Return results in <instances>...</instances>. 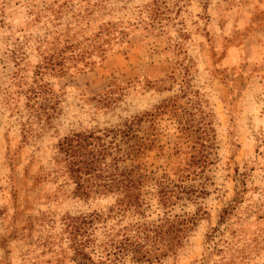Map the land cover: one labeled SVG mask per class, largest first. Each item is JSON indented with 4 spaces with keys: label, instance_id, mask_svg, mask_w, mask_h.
<instances>
[{
    "label": "rangeland",
    "instance_id": "obj_1",
    "mask_svg": "<svg viewBox=\"0 0 264 264\" xmlns=\"http://www.w3.org/2000/svg\"><path fill=\"white\" fill-rule=\"evenodd\" d=\"M51 1L0 0V98L28 9ZM107 1L124 35L91 70L44 77L58 102L49 124L29 119L22 134L24 112L0 104V264H264V0ZM112 84L114 103L93 100ZM125 122L118 167L138 179L145 218L190 227L175 254L148 262L107 261L105 231L136 217L102 220L114 197L75 191L56 150Z\"/></svg>",
    "mask_w": 264,
    "mask_h": 264
},
{
    "label": "trees",
    "instance_id": "obj_2",
    "mask_svg": "<svg viewBox=\"0 0 264 264\" xmlns=\"http://www.w3.org/2000/svg\"><path fill=\"white\" fill-rule=\"evenodd\" d=\"M111 9L107 0H53L40 9H28L29 20L25 22L21 41L15 39L8 51L7 59L14 70L0 98V104L11 113L19 116L24 112L26 120L21 124L22 134L30 131L29 119L47 125L58 115V102L45 76L62 77L69 72L91 70L95 59L102 60L124 35L121 18L112 17ZM38 24L40 33L32 36L27 32ZM29 57L35 62L26 78L20 73L27 70L24 63ZM122 91L121 86L112 84L93 100L108 107L116 101L114 95ZM19 100L21 105L18 106ZM129 129L125 122L115 129L71 133L58 141L56 150L73 180L75 191L83 196L114 197L102 220L120 221L125 214L136 217L126 225L110 226L105 231L101 253L107 261L129 256L132 263L148 262L150 255L156 259L175 254L185 243L190 227L189 222L167 213L154 220L145 218L138 179L131 170L118 167L128 152L119 148L116 139L130 137ZM159 193L162 204L170 202L164 190ZM99 216L94 214L87 218L88 223Z\"/></svg>",
    "mask_w": 264,
    "mask_h": 264
}]
</instances>
